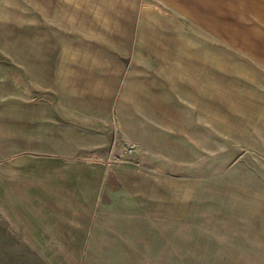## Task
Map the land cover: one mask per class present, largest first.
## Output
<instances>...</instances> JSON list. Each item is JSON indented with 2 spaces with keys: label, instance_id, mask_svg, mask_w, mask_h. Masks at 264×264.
Segmentation results:
<instances>
[{
  "label": "rangeland",
  "instance_id": "rangeland-1",
  "mask_svg": "<svg viewBox=\"0 0 264 264\" xmlns=\"http://www.w3.org/2000/svg\"><path fill=\"white\" fill-rule=\"evenodd\" d=\"M234 3L0 0V264H264V17Z\"/></svg>",
  "mask_w": 264,
  "mask_h": 264
},
{
  "label": "crops",
  "instance_id": "crops-1",
  "mask_svg": "<svg viewBox=\"0 0 264 264\" xmlns=\"http://www.w3.org/2000/svg\"><path fill=\"white\" fill-rule=\"evenodd\" d=\"M229 1H230L231 5L232 4L235 5L236 3H234V2H237L238 5H240V6L243 5L244 6V10H250L251 9L250 6L252 4H254V7L252 6V9H253L254 13L257 14V16L260 17V18L264 17V10H260V3L258 1H256V0H227V2H229ZM250 3H252V4H250ZM256 3H259V4H256ZM246 4L249 5V6L247 7ZM261 5H262V7H264V1L261 2ZM247 35H248L247 37H249V36H251V33L249 32Z\"/></svg>",
  "mask_w": 264,
  "mask_h": 264
},
{
  "label": "built area",
  "instance_id": "built-area-1",
  "mask_svg": "<svg viewBox=\"0 0 264 264\" xmlns=\"http://www.w3.org/2000/svg\"><path fill=\"white\" fill-rule=\"evenodd\" d=\"M115 149V148H114ZM116 150V149H115ZM114 150V151H115ZM135 149L133 146L131 145H124L122 147V154H120L119 158L122 159V160H125L127 157L131 156L133 153H134ZM118 152V151H117Z\"/></svg>",
  "mask_w": 264,
  "mask_h": 264
}]
</instances>
